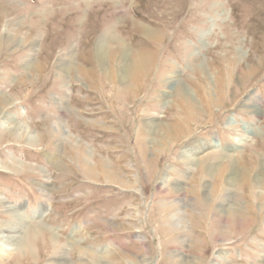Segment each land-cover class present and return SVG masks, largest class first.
I'll list each match as a JSON object with an SVG mask.
<instances>
[{"label": "rangeland", "instance_id": "rangeland-1", "mask_svg": "<svg viewBox=\"0 0 264 264\" xmlns=\"http://www.w3.org/2000/svg\"><path fill=\"white\" fill-rule=\"evenodd\" d=\"M19 217L0 264H264V0H0V236Z\"/></svg>", "mask_w": 264, "mask_h": 264}, {"label": "bare ground", "instance_id": "bare-ground-1", "mask_svg": "<svg viewBox=\"0 0 264 264\" xmlns=\"http://www.w3.org/2000/svg\"><path fill=\"white\" fill-rule=\"evenodd\" d=\"M144 34H145L146 38L148 40H151V41H153V40H155L157 38V34L156 33H152L149 30H145ZM119 49H122V48H119ZM149 59H150L149 55H145V54H143L141 52L135 55L134 59H132L133 61H132L131 65H130L131 69H132L131 70L132 71L131 72L132 73V78H137L138 76L143 74L145 68L147 67V65L149 63ZM203 91L201 92V96H200L199 102H197V104H196V105H201V107H198L200 110H204V111L208 112V111H210L212 106L219 107V106L222 105L220 103V100L214 99V98L211 97V95L209 94V90L208 89L207 90H203ZM177 96L181 99V105H182V103H184V104L188 105V107H190V108H193V106L194 107L196 106V105H194V102H193L192 98L190 97L189 92L186 91V89L185 90L180 89L178 91ZM184 154H185L186 158L193 159L196 153L193 150H190L188 152L185 151ZM222 174H223V172L220 173L219 179H221ZM232 179H233L232 175H231V177L228 176V181H227L228 186L231 184ZM245 181H246V179L244 178L243 183ZM47 210L48 209H46V208L43 209L42 210L43 214H46ZM41 215H42V213H41ZM23 221L24 220L19 217V219L17 220L18 223L16 224L18 226L15 225L16 227L15 226L12 227L14 232H13V235L9 236V239H8L9 242L6 240V237L0 236V239L3 242V248H1L2 249V253L10 254L14 250L13 247L17 246V244L19 242L18 241L19 240V236L21 234V230L20 229L21 228L23 229L24 226H25Z\"/></svg>", "mask_w": 264, "mask_h": 264}]
</instances>
